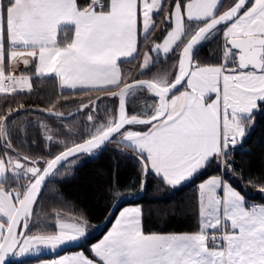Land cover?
Wrapping results in <instances>:
<instances>
[{
    "label": "snow or ice",
    "instance_id": "6c2138e0",
    "mask_svg": "<svg viewBox=\"0 0 264 264\" xmlns=\"http://www.w3.org/2000/svg\"><path fill=\"white\" fill-rule=\"evenodd\" d=\"M45 83L47 107L16 104ZM65 93L87 100L70 143L58 139L72 132ZM0 100V264H264V202L247 199L251 186L264 201V165L235 163L264 126V0H0ZM30 131L60 151L31 155ZM110 144L136 161L140 192L150 176L155 193L195 185L190 230L150 231L138 204L111 213L95 243L84 213L40 222L49 178L73 177Z\"/></svg>",
    "mask_w": 264,
    "mask_h": 264
},
{
    "label": "trees",
    "instance_id": "16d2710c",
    "mask_svg": "<svg viewBox=\"0 0 264 264\" xmlns=\"http://www.w3.org/2000/svg\"><path fill=\"white\" fill-rule=\"evenodd\" d=\"M216 45L209 44L202 49L200 55L202 58H211ZM136 63L122 65L124 71L132 70L136 72ZM58 93V90H56ZM53 93V85L45 83L37 89V95L31 99L27 97H17L16 104L23 103L26 107H47L46 100ZM93 95H103L95 93ZM87 102L83 95L64 94L57 103V109L63 112H69L80 105V101ZM0 103H3L0 100ZM109 107L114 106L111 100H105L104 104ZM87 110L76 111L66 116L64 121L65 128L71 129L70 136H61L58 139L71 142V138L77 135L81 126L87 123ZM20 120L27 119H44L54 131L58 130V122L47 117L24 116ZM54 139H56L54 137ZM245 151L238 152L235 155V163L239 167L248 168L254 166L255 171L259 172L261 165H264V126L257 128L251 136L249 142L244 146ZM24 148L33 156H45L51 148L55 154L60 150L59 145H46L40 139L35 131H30L28 139L24 143ZM249 161L250 164H245ZM138 165L130 155H123L117 150L115 144H110L102 153L96 157L84 156L81 158L79 167L75 170L73 177L55 176L49 178L53 183H48L47 188L43 190L42 199L40 200L43 213L40 217L42 224H54L55 217L48 215L53 210H59L65 213V219L84 213L90 221L89 228L91 242L98 238L110 225L107 223L108 214L112 206L117 202L115 209L128 203H138L145 212V224L150 231H187L190 230L194 221L191 219L188 209L191 197L194 195L195 185H186L180 190L172 191L161 185L160 193L153 191L157 185V178L150 176L147 189L140 195L139 192V174ZM63 171V169H61ZM214 172H210L212 174ZM199 181H197L198 183ZM116 184L120 188V195L113 197L108 191L109 187ZM127 197V198H126ZM249 200L261 201L258 190L248 188ZM63 201V202H62ZM167 211L161 215V210ZM114 217H112L113 219ZM101 222H104L101 230L97 231ZM74 247V246H72ZM13 263V262H12Z\"/></svg>",
    "mask_w": 264,
    "mask_h": 264
},
{
    "label": "crops",
    "instance_id": "0c3cea01",
    "mask_svg": "<svg viewBox=\"0 0 264 264\" xmlns=\"http://www.w3.org/2000/svg\"><path fill=\"white\" fill-rule=\"evenodd\" d=\"M213 174H215V173H212V174H210V175H213ZM205 178H207V177H205ZM199 183V182H198ZM260 203V202H259ZM138 203H128V204H125V205H123L122 207H120L119 209L120 210H122L124 207H130V206H134V205H137ZM139 205V204H138ZM117 214H118V212H117ZM113 220H114V218H113ZM111 227V225H109L108 227H107V229L98 237V238H96L95 240H93L92 241V243H95V242H98V240L99 239H102L103 238V235L104 234H106V231L109 229ZM77 250H79V249H77V248H75V247H69L68 249H67V252H72V251H77ZM60 254L61 255H63V254H65V252L62 250L61 252H60ZM53 258V255L52 254H46V255H43L42 257H40V260H50V259H52ZM12 264H20V262H16V261H13V263ZM23 264H38V262H37V260H36V258H32V257H28V258H24V262H23Z\"/></svg>",
    "mask_w": 264,
    "mask_h": 264
},
{
    "label": "water",
    "instance_id": "95a60500",
    "mask_svg": "<svg viewBox=\"0 0 264 264\" xmlns=\"http://www.w3.org/2000/svg\"><path fill=\"white\" fill-rule=\"evenodd\" d=\"M143 78H146V77H143ZM85 103H86V102H85ZM79 107H80V105L77 106L76 108H74L73 110L69 111V112H63V111H60V110H59V111L62 112V113H64L65 116H68V115H70L71 113L78 111ZM59 151H60V150H59ZM59 151H57V152H59ZM57 152H56V153H57ZM50 178H51V177H50ZM141 193H142V192H139L138 195H140ZM116 204H117V202L112 206V208H111V210H110V212H109V214H108V217L110 216V214L112 213V211L115 209ZM103 225H104V222H101L100 225H99V227H98V229H97V231L101 230V228H102Z\"/></svg>",
    "mask_w": 264,
    "mask_h": 264
},
{
    "label": "built area",
    "instance_id": "2783aa9c",
    "mask_svg": "<svg viewBox=\"0 0 264 264\" xmlns=\"http://www.w3.org/2000/svg\"><path fill=\"white\" fill-rule=\"evenodd\" d=\"M250 201H252V202H256V203H259V201H257V200H250Z\"/></svg>",
    "mask_w": 264,
    "mask_h": 264
}]
</instances>
